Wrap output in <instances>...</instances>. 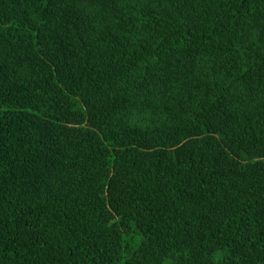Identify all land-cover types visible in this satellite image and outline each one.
<instances>
[{
	"label": "trees",
	"instance_id": "obj_1",
	"mask_svg": "<svg viewBox=\"0 0 264 264\" xmlns=\"http://www.w3.org/2000/svg\"><path fill=\"white\" fill-rule=\"evenodd\" d=\"M0 264H264V0H0Z\"/></svg>",
	"mask_w": 264,
	"mask_h": 264
}]
</instances>
